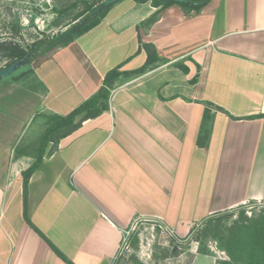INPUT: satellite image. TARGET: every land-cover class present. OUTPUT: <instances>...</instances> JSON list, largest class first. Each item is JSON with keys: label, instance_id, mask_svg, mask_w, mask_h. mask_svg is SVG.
Returning <instances> with one entry per match:
<instances>
[{"label": "crops", "instance_id": "crops-1", "mask_svg": "<svg viewBox=\"0 0 264 264\" xmlns=\"http://www.w3.org/2000/svg\"><path fill=\"white\" fill-rule=\"evenodd\" d=\"M155 10L120 0L34 59L28 75L0 80V264H67L53 247L73 264H149L138 250L151 220L174 249L190 246L188 260L179 251L173 263L216 264L195 232L227 210L264 204V0H211L189 15L172 5L137 30ZM139 36L168 62L121 75L107 110L47 144L24 194L22 172L35 161L27 136L38 128L40 138L48 115L71 112L111 68L141 67ZM204 103L222 111L204 120ZM136 218L145 220L131 250L118 255Z\"/></svg>", "mask_w": 264, "mask_h": 264}, {"label": "trees", "instance_id": "trees-1", "mask_svg": "<svg viewBox=\"0 0 264 264\" xmlns=\"http://www.w3.org/2000/svg\"><path fill=\"white\" fill-rule=\"evenodd\" d=\"M118 1L120 0H112L106 3V5L98 12L96 11V9L100 4H97L94 7L88 6L83 11L76 14V16L69 22V26H67L65 30L53 36H43L29 44H23L21 41L14 37L0 36V56L12 60L7 64V66L16 60L22 59L24 56H27V61L25 64L28 65L27 68H21L17 72H14L6 77L0 78V80L10 78L11 80L16 81L21 77L28 75L30 72H32L30 64L34 59L48 54L57 47L69 44L77 36L81 35L82 33L88 31L89 29L97 25L101 21L103 16L106 14L108 9ZM136 1H150L151 4L156 7L155 12L149 18L144 20L139 26H137V30L142 27L146 31L159 18L161 13L172 5L179 6L184 12V14L189 15L190 13L198 12L211 0ZM82 20H84V22H81ZM72 22L73 24H70ZM141 49H143L146 53V60L141 67L130 72L120 71L119 68L122 64L111 68L106 72L102 81V85L99 87V89L89 98L84 100L80 105L74 108L71 112L63 116L55 114L47 116V126L43 130V133L39 138V144L34 150L35 161L32 163L31 166H29L26 170L22 172L24 194L26 193L28 179L33 173V171L41 163L47 144L51 141L53 145L56 146L59 139L68 135L77 127H79L82 120L96 117L103 111L107 110L111 91L115 87L114 83L117 82L121 75L138 76L147 72L148 70L157 68L160 65L168 62L162 52L158 50L154 44L141 41L139 36V48L137 51H140ZM174 64L184 72H187L188 69L182 62H175ZM194 80L195 79H193V81ZM204 104L206 107L203 115L204 120L209 118L211 109H218L222 111L220 107L212 103ZM79 115H81V117L76 120L77 116ZM25 219L27 223L33 227L26 214ZM246 229V226H239L237 228L239 232L233 234L234 240L232 242V246L224 247V249L226 248L227 250L230 260H218L216 264H238L239 261H242L243 264H264V232L261 231L262 229H257L256 233L248 234L246 233ZM197 240L200 245L199 239ZM53 249L56 254L67 264H73L59 250L54 247Z\"/></svg>", "mask_w": 264, "mask_h": 264}, {"label": "rangeland", "instance_id": "rangeland-1", "mask_svg": "<svg viewBox=\"0 0 264 264\" xmlns=\"http://www.w3.org/2000/svg\"><path fill=\"white\" fill-rule=\"evenodd\" d=\"M104 1L106 0H50V2L46 0H0V36L14 37L23 44H29L46 35L53 36L65 30L66 25L69 26V22L76 14L88 6L94 7ZM11 61V59L0 56V69ZM27 66L25 64L21 68H27ZM37 134L38 128H35L27 136V141L30 142L33 151L39 144ZM239 226H246L248 234L256 233L257 229H262L261 231L264 232V204L249 203L207 220L205 225L195 232L194 237L200 241L199 250L210 253L217 261L230 260L224 247L232 246L233 234L239 232L237 230ZM143 233L151 239L152 244L149 247L151 250L149 264H175L172 257H175L179 251H185L184 260H188L190 246L183 244L178 249H174L175 241L172 242L171 236L157 225L154 227L149 223ZM238 264L243 263L239 261Z\"/></svg>", "mask_w": 264, "mask_h": 264}, {"label": "built area", "instance_id": "built-area-1", "mask_svg": "<svg viewBox=\"0 0 264 264\" xmlns=\"http://www.w3.org/2000/svg\"><path fill=\"white\" fill-rule=\"evenodd\" d=\"M46 2H50V0H46ZM145 219L143 218H136L132 223H131V226L129 228V230H127L123 236H122V240H121V244L119 246V254L118 255H125V254H128L130 252V238H131V233L132 232H135L138 228H139V224L141 222H143ZM149 223L153 224L154 227H156V225L161 229V230H165L167 233H168V230L167 228L159 221H155V220H151L149 221ZM147 229V226L143 228L142 231L146 230ZM142 231L139 233V235L142 233ZM169 234V233H168ZM153 237V235H151ZM141 243H140V247H139V255L142 257V258H145V259H148L150 258V251L149 250L150 246L152 245L149 237L147 235H142L141 236Z\"/></svg>", "mask_w": 264, "mask_h": 264}, {"label": "water", "instance_id": "water-1", "mask_svg": "<svg viewBox=\"0 0 264 264\" xmlns=\"http://www.w3.org/2000/svg\"><path fill=\"white\" fill-rule=\"evenodd\" d=\"M112 0H106L104 2H102L96 9V11H100L105 5L106 3L110 2ZM81 22H84V20H82ZM27 61V56H24L22 59L16 60L13 63H11L8 66L3 67L2 69H0V78L4 77V76H8L14 72H16L18 69H20L21 67H23L25 65ZM125 260L124 257L120 258V263H123Z\"/></svg>", "mask_w": 264, "mask_h": 264}]
</instances>
